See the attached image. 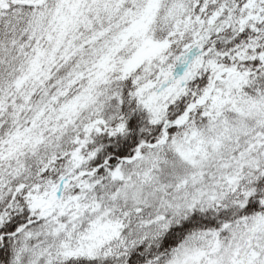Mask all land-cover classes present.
Here are the masks:
<instances>
[{
    "label": "snow or ice",
    "instance_id": "snow-or-ice-1",
    "mask_svg": "<svg viewBox=\"0 0 264 264\" xmlns=\"http://www.w3.org/2000/svg\"><path fill=\"white\" fill-rule=\"evenodd\" d=\"M0 264H264V0H0Z\"/></svg>",
    "mask_w": 264,
    "mask_h": 264
}]
</instances>
